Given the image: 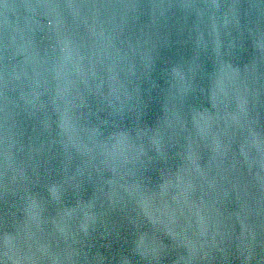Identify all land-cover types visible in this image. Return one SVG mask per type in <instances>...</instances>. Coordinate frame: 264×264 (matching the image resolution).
Segmentation results:
<instances>
[{
  "label": "water",
  "instance_id": "obj_1",
  "mask_svg": "<svg viewBox=\"0 0 264 264\" xmlns=\"http://www.w3.org/2000/svg\"><path fill=\"white\" fill-rule=\"evenodd\" d=\"M0 264H264V0H0Z\"/></svg>",
  "mask_w": 264,
  "mask_h": 264
}]
</instances>
